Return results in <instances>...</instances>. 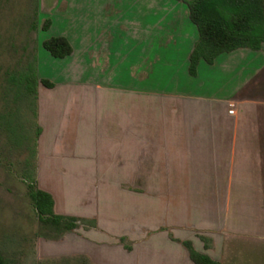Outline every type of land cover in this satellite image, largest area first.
<instances>
[{"label": "rangeland", "instance_id": "obj_1", "mask_svg": "<svg viewBox=\"0 0 264 264\" xmlns=\"http://www.w3.org/2000/svg\"><path fill=\"white\" fill-rule=\"evenodd\" d=\"M54 36L71 47L63 58L42 46ZM196 40L182 0H0L8 264H195L188 239L224 264H264V201L255 199L264 194L206 191L202 177L181 175L184 162L156 154V90L192 85L182 53ZM31 66L28 95L12 79ZM30 187L49 192L54 213L74 225L40 220Z\"/></svg>", "mask_w": 264, "mask_h": 264}, {"label": "crops", "instance_id": "obj_2", "mask_svg": "<svg viewBox=\"0 0 264 264\" xmlns=\"http://www.w3.org/2000/svg\"><path fill=\"white\" fill-rule=\"evenodd\" d=\"M193 46L182 53L185 80L192 85L181 91L156 90V130H160L156 131V154L184 162L181 175L202 177L206 191L264 194V44L258 50L222 53L211 64L200 60L192 76L188 57ZM255 199L264 201L260 196ZM226 219L224 209L216 223L223 248ZM231 257L238 255L231 251Z\"/></svg>", "mask_w": 264, "mask_h": 264}, {"label": "trees", "instance_id": "obj_3", "mask_svg": "<svg viewBox=\"0 0 264 264\" xmlns=\"http://www.w3.org/2000/svg\"><path fill=\"white\" fill-rule=\"evenodd\" d=\"M188 8V18L197 30V40L188 57V73L196 74L200 60L211 64L222 53L238 48L258 50L264 43V4L263 0H184ZM46 20L43 27L47 28ZM42 46L52 56L63 58L71 52V47L63 36H54L45 39ZM15 85L22 86L26 94L35 93L34 68L27 70L12 79ZM41 83L50 86L46 79ZM34 208L40 220L52 224H64L72 227L74 217H66L53 211L54 200L52 195L42 189H29ZM183 244L195 264H220L207 254L194 249L190 241ZM0 264H8L0 254Z\"/></svg>", "mask_w": 264, "mask_h": 264}, {"label": "built area", "instance_id": "obj_4", "mask_svg": "<svg viewBox=\"0 0 264 264\" xmlns=\"http://www.w3.org/2000/svg\"><path fill=\"white\" fill-rule=\"evenodd\" d=\"M230 113H232V110H229Z\"/></svg>", "mask_w": 264, "mask_h": 264}]
</instances>
